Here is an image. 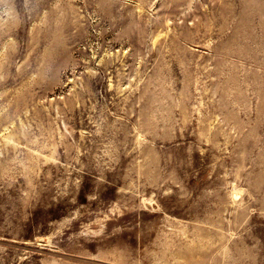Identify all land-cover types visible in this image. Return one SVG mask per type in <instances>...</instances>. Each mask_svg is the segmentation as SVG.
<instances>
[{
    "label": "rangeland",
    "instance_id": "374dc122",
    "mask_svg": "<svg viewBox=\"0 0 264 264\" xmlns=\"http://www.w3.org/2000/svg\"><path fill=\"white\" fill-rule=\"evenodd\" d=\"M0 264H264V0H0Z\"/></svg>",
    "mask_w": 264,
    "mask_h": 264
}]
</instances>
